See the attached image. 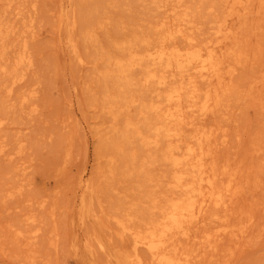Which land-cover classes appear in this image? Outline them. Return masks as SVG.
<instances>
[{
    "label": "bare ground",
    "instance_id": "obj_1",
    "mask_svg": "<svg viewBox=\"0 0 264 264\" xmlns=\"http://www.w3.org/2000/svg\"><path fill=\"white\" fill-rule=\"evenodd\" d=\"M211 3L204 5L207 13L213 10L219 16L220 9L222 16L212 15L209 22L214 23V39H201L195 12L199 5L187 0H58L61 43L76 64H92L87 81L72 84V91L81 89L96 111L94 118L100 119L93 124L94 163L90 169L81 164L70 190L68 247L76 264H198L201 254L216 253L222 240L237 243L249 236L252 217L241 219L233 210L242 193L238 170L210 157V148L224 144L226 133L222 126L207 123L218 114L231 120L233 93L238 101L261 98L254 89L264 84V66L244 90L233 92L234 74L252 59L240 49L232 25L235 20L246 24L254 11L260 14L264 0ZM30 8L24 11L13 0H0V94L6 98L34 65L28 42L34 36L36 4L31 2ZM128 8L139 9L140 17L125 20L109 11ZM38 86L34 82L16 95L20 110L36 97ZM29 106V114L37 110L33 103ZM8 119L0 112V131L15 122ZM5 147L0 136V153ZM22 150L18 141L15 153ZM29 167L22 166L19 174L24 176ZM64 170L65 164L53 170L54 176ZM98 175L109 192L115 191L111 181L117 177L129 183L107 211L98 210L103 206L94 185ZM128 188L140 194L128 197ZM19 190L6 189L4 197ZM36 203L42 207L45 200ZM35 220L32 214L22 219L25 225ZM18 227L8 228L14 244H25L26 254L18 263L35 264L39 255L32 242L41 228ZM194 240L196 248L189 245Z\"/></svg>",
    "mask_w": 264,
    "mask_h": 264
},
{
    "label": "rangeland",
    "instance_id": "obj_2",
    "mask_svg": "<svg viewBox=\"0 0 264 264\" xmlns=\"http://www.w3.org/2000/svg\"><path fill=\"white\" fill-rule=\"evenodd\" d=\"M214 1L216 0H201L198 3L197 0H187L188 3L199 5L195 12L198 16L196 22L201 21L202 25L201 39L215 37L211 28L214 23L209 22L214 19L212 15L216 14L213 10V13L205 10L208 3L213 5L211 2ZM31 2L36 4V13L31 24L34 36L29 39L28 47L32 52L34 65L27 71L24 82L15 87L11 97L6 98L3 92L0 94V112L7 113L8 122L15 119L14 123L5 125L0 131V136L6 143L4 152L0 153V264H19V258L26 254L23 251L25 244L20 241L14 244L11 241V232L8 231L11 225L19 226L22 231H29L35 225L41 228L32 242V247L39 255L35 264H76L68 247L69 216L73 214L71 191L81 164L90 165V169L94 163L93 124L100 119L94 118L96 111L88 106L87 95L81 89L73 93L72 84L87 81L92 64L83 65L85 67L76 64L67 47L61 43L57 28L58 0H13V4H20L24 11L31 9ZM109 11L113 16L125 20L140 17L139 9ZM218 11L219 16L216 17L220 18V9ZM246 20L244 25L242 20H233L232 26L236 31L240 49L252 62L239 67L234 74L233 92L244 90L249 81L258 76L259 67L264 66V10L260 14L252 12ZM20 24L21 22L17 24L18 29H21ZM142 29L145 30L144 27ZM228 62L233 63L232 60ZM34 82H39L38 94L24 105L22 111L17 104L16 95L26 92ZM254 90L261 93L262 100L244 97L238 101L233 93V100L230 98L229 102L231 109L228 111L231 120H225L218 114L210 117L207 123V127L214 128L217 124L222 126L226 133V142L210 148V157L218 165L229 163L238 170L237 182L242 186V193L236 199L233 210L241 213V219L252 217L249 236L237 243L222 240L217 246V252L202 253L198 264H222L225 261L227 264H264V84ZM31 103L37 106V110L29 114ZM219 140L217 138L216 142ZM18 141L23 145L21 153H15ZM67 150L69 154L66 157ZM7 153L13 154L9 157ZM63 164L66 165V170L60 176H54L53 170ZM27 165L30 167L21 176L20 168ZM117 179L111 181L115 188L114 195V192H109L108 183L99 175L96 176L95 190L103 204L98 210L107 211L115 205L121 197L119 192L125 186L128 187V181L119 180L116 183ZM18 188L20 190L12 198L4 197L6 189L15 191ZM154 192H157V188ZM139 194L140 192H133L129 188L126 190L128 197ZM24 199L29 201L21 202ZM40 199L45 200L42 207H38L36 203ZM51 206L54 207L53 214ZM25 214L35 215V222L25 225L22 221ZM233 222H237V219ZM211 227H208L209 230ZM197 242L198 240L190 241V247L196 248ZM97 254L99 260L105 263L104 256L99 252Z\"/></svg>",
    "mask_w": 264,
    "mask_h": 264
}]
</instances>
